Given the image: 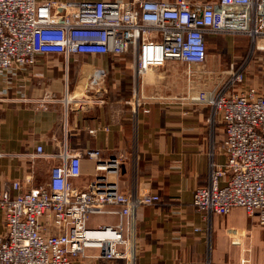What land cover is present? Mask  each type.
I'll return each instance as SVG.
<instances>
[{"label":"built area","instance_id":"2783aa9c","mask_svg":"<svg viewBox=\"0 0 264 264\" xmlns=\"http://www.w3.org/2000/svg\"><path fill=\"white\" fill-rule=\"evenodd\" d=\"M218 35H242L253 50H264V0H0V72L8 77L35 66L40 56L61 55L65 61L73 55L129 56L133 82L180 61L190 84L198 78L205 84L210 77L200 68L207 40ZM244 66L230 64L217 78L220 84L189 97L219 116L225 157L223 165L210 162L207 184L195 188L192 207L207 218L240 207L264 225V93L252 85L236 89L244 82ZM95 72L97 78L104 75ZM133 96L135 110L140 101ZM83 156L98 161L100 151L80 153L64 145L46 154L37 146L34 162L53 161L46 184L22 190L13 181L0 190V264H75L88 252L135 264V216L159 203V196L123 194L104 174L84 188L74 186ZM115 166L111 160L96 169L110 173ZM91 215L113 216L116 222L90 226ZM234 235L241 241L245 232Z\"/></svg>","mask_w":264,"mask_h":264},{"label":"crops","instance_id":"0c3cea01","mask_svg":"<svg viewBox=\"0 0 264 264\" xmlns=\"http://www.w3.org/2000/svg\"><path fill=\"white\" fill-rule=\"evenodd\" d=\"M70 59L80 60L85 72L89 67L103 71L102 84H82L84 75L79 84H68L61 55L40 56L35 66L8 77L0 72V190L13 181L22 190L46 184L53 161L34 162L37 146L46 154L64 145L80 153L98 150V161L81 158L74 186L84 188L104 174L123 194L159 196V203L140 208L135 216V264H264V225L257 214L235 207L226 216L207 218L192 207L195 188L207 184L210 162H225L219 116L210 106L189 100L213 84H161L172 69L167 62L155 69L151 84H143L134 110L129 56ZM111 160L114 172L96 169ZM103 221L114 224L116 218L104 216ZM3 230L0 213V234ZM236 230L245 232L241 241ZM75 264L126 262L88 252Z\"/></svg>","mask_w":264,"mask_h":264},{"label":"rangeland","instance_id":"374dc122","mask_svg":"<svg viewBox=\"0 0 264 264\" xmlns=\"http://www.w3.org/2000/svg\"><path fill=\"white\" fill-rule=\"evenodd\" d=\"M228 39L233 40L232 45L231 43H227ZM73 61L74 60H71L70 63H73ZM169 62L172 64L171 72H167L165 74L161 84H190L187 76V65L180 61ZM111 63H113V61H111ZM230 64L237 66L244 64V69L245 67L246 69L244 70L243 84H250L248 86L252 85L260 92L264 93V50H256L255 48L253 50L251 41L242 35H231L229 37L226 35H218L209 37L207 40V58L204 65L200 68V71L206 72L210 77L207 78L205 84H220L221 80H217V78H220V76L222 77V74L225 73ZM72 67L73 64L70 65V70ZM194 68L195 67L193 66L192 69ZM84 69L85 67L83 64L79 72H77L76 77L67 79L68 84H79V82H81L79 76L81 75L85 76L84 82H82V84H102L101 77L94 78L93 76L96 73L95 71L98 69H91L89 67L90 72H85ZM154 71L156 70L148 71L144 76L138 79V82H133L132 78L130 77V84H135V90L130 94L131 98L133 97L134 93L135 97H143V84H151L152 74ZM179 73H181V76H179ZM198 79L196 80L195 84H203L202 79ZM244 87H242V84H239L236 89H241ZM81 94L82 93L78 94V96ZM103 219L104 216L102 215H91L87 220V224L90 226L103 224L105 222Z\"/></svg>","mask_w":264,"mask_h":264},{"label":"flooded vegetation","instance_id":"af4514ba","mask_svg":"<svg viewBox=\"0 0 264 264\" xmlns=\"http://www.w3.org/2000/svg\"><path fill=\"white\" fill-rule=\"evenodd\" d=\"M73 60V59H70L68 58V60L66 61V66H67V76H68V79H71L72 78V75L79 72V70L81 69L82 67V64L80 62V60H75L73 61V63H70V61ZM73 64V67L72 69L70 70V65Z\"/></svg>","mask_w":264,"mask_h":264},{"label":"water","instance_id":"95a60500","mask_svg":"<svg viewBox=\"0 0 264 264\" xmlns=\"http://www.w3.org/2000/svg\"><path fill=\"white\" fill-rule=\"evenodd\" d=\"M99 178H104L103 176H100Z\"/></svg>","mask_w":264,"mask_h":264}]
</instances>
